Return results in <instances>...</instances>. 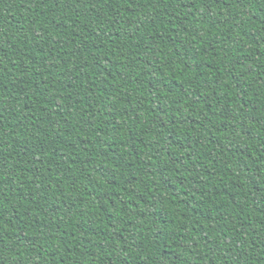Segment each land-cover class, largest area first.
<instances>
[{"label": "trees", "instance_id": "obj_1", "mask_svg": "<svg viewBox=\"0 0 264 264\" xmlns=\"http://www.w3.org/2000/svg\"><path fill=\"white\" fill-rule=\"evenodd\" d=\"M0 264H264V0H0Z\"/></svg>", "mask_w": 264, "mask_h": 264}]
</instances>
